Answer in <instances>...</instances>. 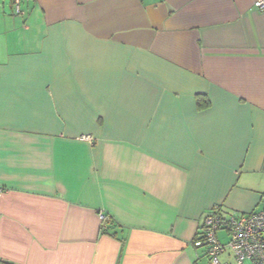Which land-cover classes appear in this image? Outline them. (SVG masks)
<instances>
[{
    "label": "crops",
    "instance_id": "0c3cea01",
    "mask_svg": "<svg viewBox=\"0 0 264 264\" xmlns=\"http://www.w3.org/2000/svg\"><path fill=\"white\" fill-rule=\"evenodd\" d=\"M256 1H0V264H211L264 213Z\"/></svg>",
    "mask_w": 264,
    "mask_h": 264
},
{
    "label": "built area",
    "instance_id": "2783aa9c",
    "mask_svg": "<svg viewBox=\"0 0 264 264\" xmlns=\"http://www.w3.org/2000/svg\"><path fill=\"white\" fill-rule=\"evenodd\" d=\"M12 1L16 14L22 15L21 0ZM254 5L264 11V0H257ZM2 195L0 190V198ZM101 219L104 220L103 215ZM221 230L228 233L227 243L218 237ZM194 246L205 250L211 264H222L220 257L226 250H230L237 264H264V213L227 215L216 207L205 216Z\"/></svg>",
    "mask_w": 264,
    "mask_h": 264
},
{
    "label": "trees",
    "instance_id": "16d2710c",
    "mask_svg": "<svg viewBox=\"0 0 264 264\" xmlns=\"http://www.w3.org/2000/svg\"><path fill=\"white\" fill-rule=\"evenodd\" d=\"M101 233L110 237L118 238L123 243V245L125 243L126 238L119 237V234L121 233V228L108 215H105L104 220L102 221Z\"/></svg>",
    "mask_w": 264,
    "mask_h": 264
},
{
    "label": "rangeland",
    "instance_id": "374dc122",
    "mask_svg": "<svg viewBox=\"0 0 264 264\" xmlns=\"http://www.w3.org/2000/svg\"><path fill=\"white\" fill-rule=\"evenodd\" d=\"M226 235V234H225ZM219 237L220 238H224L225 236H224V234H219ZM226 239V238H225Z\"/></svg>",
    "mask_w": 264,
    "mask_h": 264
}]
</instances>
